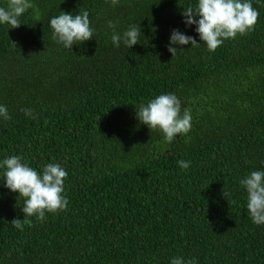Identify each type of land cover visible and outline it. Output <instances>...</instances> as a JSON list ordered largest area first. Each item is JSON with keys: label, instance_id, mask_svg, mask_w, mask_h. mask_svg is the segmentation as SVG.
I'll list each match as a JSON object with an SVG mask.
<instances>
[{"label": "trees", "instance_id": "obj_1", "mask_svg": "<svg viewBox=\"0 0 264 264\" xmlns=\"http://www.w3.org/2000/svg\"><path fill=\"white\" fill-rule=\"evenodd\" d=\"M30 2L20 27L0 24V105L11 117H0V162L60 164L68 205L18 230L24 198L0 177V264H264V224L240 184L264 171V0H251L254 30L214 52L183 22L198 0ZM84 11L91 40L69 50L52 39L51 18ZM131 25L140 43L114 46ZM174 29L198 44L173 45L183 48L172 56ZM167 93L192 116L170 144L136 115Z\"/></svg>", "mask_w": 264, "mask_h": 264}, {"label": "clouds", "instance_id": "obj_2", "mask_svg": "<svg viewBox=\"0 0 264 264\" xmlns=\"http://www.w3.org/2000/svg\"><path fill=\"white\" fill-rule=\"evenodd\" d=\"M118 0H112L116 4ZM30 0H7L6 7H0V24H6L15 29L22 24L21 17L26 10L32 8ZM186 26L196 25L195 31L200 41L206 44L209 52H214L226 39H234L238 34L245 35L254 30L259 13L253 8L251 0H198V3L183 8ZM199 17V19H194ZM49 26L52 39L64 48L71 50L74 44H82L93 38L94 29L90 27L89 13L80 14L60 12L50 19ZM109 27L114 25L109 22ZM140 25H131L123 34L113 33L111 41L119 47L120 42L129 49L140 43ZM196 45L197 41L183 34L178 29L172 30L167 50L174 56L178 49L173 45ZM15 45V44H14ZM26 116H32L31 109H24ZM136 115L141 124L149 129L159 130L163 134L162 143L170 144L177 135L187 134L192 127V116L186 107H182L181 100L172 93L160 94L141 104ZM0 117L9 120L6 106L0 105ZM183 170L190 167V161H178ZM4 169L3 186L19 197L24 198L21 209L23 219H13V227L23 230L25 224L31 225L30 219L24 217L35 216L38 220L45 219V213H56L66 210L68 199L64 192V180L68 173L60 164L48 163L43 166L42 172L22 162V157L13 155L0 162ZM247 193V210L252 222L256 225L264 224V171H251L240 181ZM17 196V197H18ZM223 196L230 198V193L223 192ZM170 264H197L195 258L173 257Z\"/></svg>", "mask_w": 264, "mask_h": 264}]
</instances>
